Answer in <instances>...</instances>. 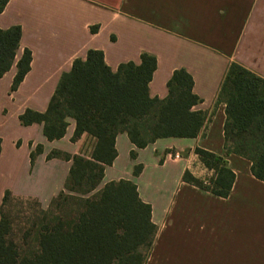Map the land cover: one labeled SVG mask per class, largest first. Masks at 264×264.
<instances>
[{
  "label": "crops",
  "instance_id": "crops-1",
  "mask_svg": "<svg viewBox=\"0 0 264 264\" xmlns=\"http://www.w3.org/2000/svg\"><path fill=\"white\" fill-rule=\"evenodd\" d=\"M12 26L21 37L13 65L0 78V219L11 223L20 200L55 215L52 203L61 194L78 197L64 188L71 158L90 159L96 144L86 133L72 140L73 119L61 138L47 140L42 123L24 126L19 116L27 109L44 112L73 60L85 59L90 49L100 50L112 71L139 64L148 53L156 58L150 97L164 99L172 73L184 69L200 99L192 109L204 122L194 138H161L143 148L118 133L116 157L90 195L121 179L136 186L156 228L144 264H264V182L251 174L249 160L225 155V104L218 100L232 63L264 80V0H8L0 29ZM24 49L30 69L11 91ZM195 148L223 158L234 173L226 197L184 181V172L200 181L215 176ZM76 206L71 200L62 205L67 221Z\"/></svg>",
  "mask_w": 264,
  "mask_h": 264
},
{
  "label": "trees",
  "instance_id": "trees-1",
  "mask_svg": "<svg viewBox=\"0 0 264 264\" xmlns=\"http://www.w3.org/2000/svg\"><path fill=\"white\" fill-rule=\"evenodd\" d=\"M7 2L0 0V13ZM20 37L19 26L0 29V78L15 61ZM30 61L31 53L24 49L15 64L11 91L29 71ZM155 68L156 58L142 53L139 64L121 63L112 71L105 64L103 53L90 49L85 59L73 60L44 112L27 109L19 116L24 126L42 123L47 140L61 138L67 119H73L72 140L86 133L96 139V144L90 159L80 155L71 158L64 188L78 197L61 194L55 199L54 220L42 219L36 251L31 255L21 252L22 248L11 238L10 221L1 216L0 264H144L156 228L150 219V206L139 199L136 186L121 179L90 194L98 187L104 166L116 157L114 140L118 133H126L136 148L161 138L197 136L204 114L192 109L200 99L192 91L191 75L184 69L175 70L166 83L167 96L158 99L150 97L148 91ZM218 100L225 104V155L235 154L249 160L251 174L264 182V80L232 63ZM254 133L260 137L245 138ZM194 152L215 176L205 186L184 172V181L226 197L234 181L232 170L214 153L200 148ZM139 171V166L134 168V174ZM85 196L88 197L82 198ZM69 200L80 206L75 207L74 217L67 221L61 210Z\"/></svg>",
  "mask_w": 264,
  "mask_h": 264
},
{
  "label": "rangeland",
  "instance_id": "rangeland-1",
  "mask_svg": "<svg viewBox=\"0 0 264 264\" xmlns=\"http://www.w3.org/2000/svg\"><path fill=\"white\" fill-rule=\"evenodd\" d=\"M259 134L254 133L253 136L247 135L246 139L258 138ZM205 186L209 184V181H201ZM39 205L28 201H18L14 207V217H12V236L11 238L22 248L21 252L24 255H31V252L36 251L37 246V234L41 224H43V218L46 222L54 220L53 212H43ZM49 213V214H48Z\"/></svg>",
  "mask_w": 264,
  "mask_h": 264
},
{
  "label": "built area",
  "instance_id": "built-area-1",
  "mask_svg": "<svg viewBox=\"0 0 264 264\" xmlns=\"http://www.w3.org/2000/svg\"><path fill=\"white\" fill-rule=\"evenodd\" d=\"M172 157H173L174 159H177V158H179V155H178L177 153H175V154L172 155Z\"/></svg>",
  "mask_w": 264,
  "mask_h": 264
}]
</instances>
